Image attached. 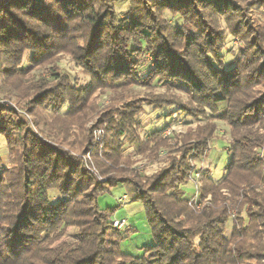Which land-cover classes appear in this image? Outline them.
I'll use <instances>...</instances> for the list:
<instances>
[{"label":"trees","instance_id":"obj_1","mask_svg":"<svg viewBox=\"0 0 264 264\" xmlns=\"http://www.w3.org/2000/svg\"><path fill=\"white\" fill-rule=\"evenodd\" d=\"M126 1L120 16L116 0H0V91L34 119L31 126L19 111L0 107L10 153L9 167L0 158V264H264V0ZM228 34L243 44L226 65ZM147 53L151 68L141 76ZM63 56L88 76L87 86L57 68ZM134 85L146 89L139 101L154 110L176 107L209 122L175 137L182 145L174 149L164 128L141 136L142 105L110 106L99 117L107 132L94 173L73 153L92 144L85 126L96 109L92 97L103 87ZM181 86L185 101L176 92ZM216 121L229 126L230 160L222 179L202 174L204 205L195 210L183 186L191 160L207 155ZM127 142L135 156L126 153ZM162 148L170 150L160 171L146 176L134 167L137 156L160 159ZM126 182L154 238L140 257L121 248L132 230L114 227L116 208L98 202ZM51 190L62 199L52 202Z\"/></svg>","mask_w":264,"mask_h":264},{"label":"rangeland","instance_id":"obj_2","mask_svg":"<svg viewBox=\"0 0 264 264\" xmlns=\"http://www.w3.org/2000/svg\"><path fill=\"white\" fill-rule=\"evenodd\" d=\"M115 8L116 11L120 16H123L125 12L129 9V4L126 0H116L115 2ZM168 20L174 24V25H181L182 19L179 18V16L174 17L170 12H167L165 15ZM241 40H239L238 37L233 36L231 34L227 35L226 45L225 49L223 50V53L225 55V63L227 65V62H232L236 54L239 53V48L242 46ZM144 64L143 67H141L139 74L141 76H144L147 74L148 70L151 68V61L152 56L147 53L145 56L141 57ZM26 65H29L27 62H25ZM57 68L61 70L62 72H66L71 76V79L75 81L77 86H87L89 84V78L86 74L83 73L82 69L77 66L72 59L69 56H63L58 62H57ZM33 73H37V75H42L45 78L51 80L54 75H51V72L46 68H35ZM32 73V74H33ZM180 91H176L177 94L181 95L182 100H186L187 98V92L188 88L186 86H181ZM164 89H155V92H161ZM147 96L146 89L140 85H134L129 87V89H126L125 91L120 89L116 90L113 86L103 87L102 89L98 90L92 99L95 102V111L89 118V120L86 122V128L90 129V132L92 134V144L91 146L85 151V152H79V150L73 152L75 155H78L83 162V165L86 166V168H89L92 172L98 174V170H96V167L94 165V153L99 148L102 150L103 142L106 139V127L104 125H101L99 123V117L100 113L102 111H105L110 106L113 108H120L125 107L128 104H135L139 106H143L142 110L137 115V119L142 123L143 131L141 132L142 137H146L150 132H152L155 129H162L163 136L172 138L171 143L172 147L174 149H178L181 147L182 143L177 141L176 138L182 139L185 136L193 133L198 128H200L202 125L209 122L206 118L203 117H187L183 115L182 113L177 112L176 107H167L164 110H154L152 105H149L148 102L141 103ZM140 97V99H138ZM142 98V99H141ZM16 98L12 96H6L4 93L0 91V107L6 108V109H15L26 116L28 119V122L31 126H33L34 119L31 115L28 114V112L25 109H20L18 106V103L16 102ZM65 107L62 109L64 112ZM169 116H165L168 115ZM45 114V113H44ZM164 115V117H162ZM217 129L214 133V135L210 138L207 144V155L197 157L194 160H191V166L192 170L190 172V181L183 186L186 196L188 197V200L190 201L189 204L193 206L194 202L191 198H198L199 200V186H200V179L202 177V174L207 173L212 179L218 181L222 179L225 176L226 173V166L230 160V156L228 154V147L229 142L231 141V135L229 131V126L223 122V121H216ZM184 136V137H183ZM187 138V137H186ZM185 139V138H184ZM188 139V138H187ZM191 142H194L193 140ZM129 142L125 143L126 145V153H130L131 155H136V148L135 145H130ZM66 148H68L66 145H63ZM170 149L162 148L160 151V159H157L156 161H147L146 158L137 156L135 157L138 161L137 164L134 165V167L138 168V171L142 175L150 176L158 171H160L164 166H166V163H164V156ZM174 155L176 153H173ZM102 157V154H100ZM179 156V155H178ZM0 158L2 161L3 167H9V160H10V153L7 147V143L5 141V138L0 135ZM103 158V157H102ZM163 160V161H162ZM101 181H106L107 177L98 175ZM123 185V184H122ZM124 185L127 187V189L122 186L121 188L114 189L113 192L116 193L115 195L119 196L123 193L128 194V199L124 202L126 206H130L128 208L131 209V212H128L127 209H123V213L128 218H131L132 215L135 213L141 212V220L145 221V215L143 213V205L139 201H134V192H133V185L131 183H124ZM121 186V185H119ZM198 192V195H196ZM110 193V192H106ZM50 197L52 202H57L62 199V196L56 191L51 190L50 191ZM134 199V200H133ZM203 203L200 206L194 207L195 210H200L203 208ZM127 212V213H126ZM138 216V215H137ZM116 221L122 222L121 225H116ZM236 215L235 212L233 213L232 217L230 218V221L228 222L227 226V232L226 235L229 236L233 227V224L236 223ZM113 225L116 229H119L121 231H127L125 228V224L123 220L116 219L113 216ZM146 222V221H145ZM69 236L73 240L78 239V229L73 228L69 233ZM129 254V253H128ZM144 254V250H143ZM142 254V255H143ZM132 255V254H131ZM141 255V256H142ZM134 256V255H133ZM140 257V256H135Z\"/></svg>","mask_w":264,"mask_h":264},{"label":"crops","instance_id":"obj_3","mask_svg":"<svg viewBox=\"0 0 264 264\" xmlns=\"http://www.w3.org/2000/svg\"><path fill=\"white\" fill-rule=\"evenodd\" d=\"M122 186L127 189L124 184L119 187L121 188ZM113 190L110 193H104L99 196V205L102 208H116L114 217L124 221V229L132 230L130 236L122 242V250L134 256H141L143 254L144 247L154 244V238L147 222L145 211H143V213L145 215L146 222L141 220V212L135 213L131 216V218H128L125 213H123V209L128 210L130 207L124 204V202L128 199V194L123 193L122 195L117 196ZM131 211V209L128 210V212Z\"/></svg>","mask_w":264,"mask_h":264},{"label":"built area","instance_id":"obj_4","mask_svg":"<svg viewBox=\"0 0 264 264\" xmlns=\"http://www.w3.org/2000/svg\"><path fill=\"white\" fill-rule=\"evenodd\" d=\"M196 195H198V192H197V194ZM193 201H195L194 202V204H196V206L198 207V206H200V203L198 202V198L196 199V198H191ZM121 223L122 222H120V221H116V225H118V224H120L121 225Z\"/></svg>","mask_w":264,"mask_h":264}]
</instances>
